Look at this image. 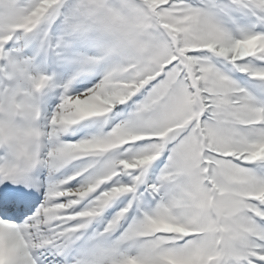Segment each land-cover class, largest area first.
<instances>
[{"label":"snow or ice","instance_id":"1","mask_svg":"<svg viewBox=\"0 0 264 264\" xmlns=\"http://www.w3.org/2000/svg\"><path fill=\"white\" fill-rule=\"evenodd\" d=\"M0 264H264V0H0Z\"/></svg>","mask_w":264,"mask_h":264}]
</instances>
